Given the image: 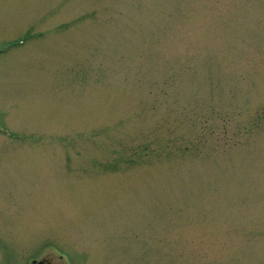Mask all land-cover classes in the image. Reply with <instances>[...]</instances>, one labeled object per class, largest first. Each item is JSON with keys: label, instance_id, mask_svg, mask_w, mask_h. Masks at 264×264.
Instances as JSON below:
<instances>
[{"label": "rangeland", "instance_id": "rangeland-1", "mask_svg": "<svg viewBox=\"0 0 264 264\" xmlns=\"http://www.w3.org/2000/svg\"><path fill=\"white\" fill-rule=\"evenodd\" d=\"M264 264V0H0V264Z\"/></svg>", "mask_w": 264, "mask_h": 264}, {"label": "water", "instance_id": "water-1", "mask_svg": "<svg viewBox=\"0 0 264 264\" xmlns=\"http://www.w3.org/2000/svg\"><path fill=\"white\" fill-rule=\"evenodd\" d=\"M33 264H36V263L34 262ZM37 264H43V263H42V262H39V263H37Z\"/></svg>", "mask_w": 264, "mask_h": 264}]
</instances>
